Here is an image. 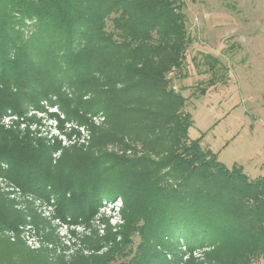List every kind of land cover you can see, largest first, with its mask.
<instances>
[{"label": "trees", "instance_id": "16d2710c", "mask_svg": "<svg viewBox=\"0 0 264 264\" xmlns=\"http://www.w3.org/2000/svg\"><path fill=\"white\" fill-rule=\"evenodd\" d=\"M184 7V0H0V180L52 204L68 227L85 228L103 202H121L118 222L97 220L102 235L86 238L85 249L50 257L3 235L18 234L25 215L0 193V264L264 258V178L227 169L189 137L192 116L172 85L190 43ZM206 59L208 86L225 83L215 69L225 67ZM52 105L87 127L86 141L64 148L31 133L27 114ZM9 116L25 129L16 121L4 127ZM55 242L51 235L47 244Z\"/></svg>", "mask_w": 264, "mask_h": 264}, {"label": "rangeland", "instance_id": "374dc122", "mask_svg": "<svg viewBox=\"0 0 264 264\" xmlns=\"http://www.w3.org/2000/svg\"><path fill=\"white\" fill-rule=\"evenodd\" d=\"M184 3L190 43L181 79L173 74L171 77L174 90L185 97L192 116L193 126L188 135L200 139L202 148L212 151L227 169L240 167L251 180L264 178V0H184ZM206 56L225 67L226 71L219 66L215 68L217 76L223 73L225 83L217 78L216 84L208 86L212 74ZM201 89L205 91L203 95ZM44 109L41 113L27 114L28 118H34L28 123L34 136L60 143L64 148L87 140L90 135L87 127L79 128L58 106ZM94 117L92 123L100 126L104 117L99 115L95 120ZM2 123L6 128H15L8 121ZM20 123L21 118L16 126L22 131L26 125ZM58 156L59 153L53 157ZM0 193L25 215L18 234L5 231L3 235L10 242L21 241L31 251L50 250V257L73 255L85 249L86 238L102 235L103 227L97 223L102 217H108L112 225L119 220L118 199L112 204L103 202L96 221L84 228L61 224L55 219L52 204L18 192L3 180ZM51 235L55 245L47 244ZM255 264H264V258Z\"/></svg>", "mask_w": 264, "mask_h": 264}, {"label": "built area", "instance_id": "2783aa9c", "mask_svg": "<svg viewBox=\"0 0 264 264\" xmlns=\"http://www.w3.org/2000/svg\"><path fill=\"white\" fill-rule=\"evenodd\" d=\"M93 119L95 120V119H97V118L94 117ZM17 120H19V119H18V117H16V116H9V117H5V118L3 119V121H8V122H10V124L13 123V122H15V121L17 122ZM3 121H2V122H3ZM22 121H23V119L21 118V122H22ZM54 122L56 123L55 120H54ZM10 124H6V126H8V125L10 126ZM22 125H24V124H22ZM78 127H79V126H78ZM79 128H83V129H85L84 127H79Z\"/></svg>", "mask_w": 264, "mask_h": 264}]
</instances>
